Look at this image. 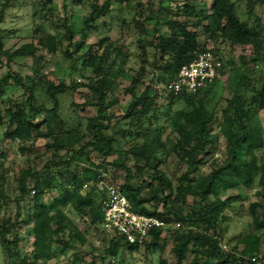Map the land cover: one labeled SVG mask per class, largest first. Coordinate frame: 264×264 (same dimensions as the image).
<instances>
[{
    "label": "trees",
    "instance_id": "trees-1",
    "mask_svg": "<svg viewBox=\"0 0 264 264\" xmlns=\"http://www.w3.org/2000/svg\"><path fill=\"white\" fill-rule=\"evenodd\" d=\"M12 1L0 0V25ZM53 1L37 0L36 4L33 3L38 6L43 21H48L51 16ZM140 1L104 0L100 6L91 3L89 14L82 20L80 39L77 41H74L75 32L66 17L60 21L64 32L46 33L45 25L40 23L33 31L41 34L36 44L31 41L10 52L4 49L0 35V66L2 58L6 59V64L14 58L30 59L32 75L43 81L45 100L52 103V107L47 108L35 96L30 77L22 78L10 70L0 77V102L3 103V108L0 107V126L5 125L7 131L10 129L4 138L22 143L24 148L38 139L51 141L45 144L50 152L47 162L40 170L27 172L31 177V188H27L23 181L17 186L15 215L0 220V242L7 264H46L69 250L78 251L85 245V231H81L65 210L85 219L94 229H102L105 187L99 189L97 186L101 180L115 185L134 212L154 216L168 226L178 224L171 232L173 264H258V253L251 254L254 255L251 257L238 256V245L232 252L222 250L219 224L226 219L225 211L244 199L239 193L229 194V191L251 189L256 185V195L264 196V162L256 158V147L248 143L249 137L264 133L258 118L259 111L264 110V78L259 83L250 74L239 72L227 79L226 86L231 90V97L221 110V120L228 128L232 142L228 143L223 160L216 161L206 174H199L198 170L202 159L211 153L208 150L213 138L211 125L216 119V110L208 107L207 96L222 77L224 64L220 69V78L195 93L165 95L163 87L174 79L182 65L193 60L197 51L211 50L223 60V54L216 46L218 40L232 46L251 47L255 54L252 60L259 62L257 54L264 44V27L258 10L263 7L264 0H211L208 8L185 2L174 12L163 6L164 2L173 0H159V9L151 11L143 22L122 20L121 24L133 23L140 33L147 31L145 23L153 22V26L152 38L145 45L138 40L142 65L138 72L130 74L129 85L123 88L131 100L119 119L112 108L119 104L116 94L121 87L119 80L127 76L118 62V58L128 57L123 51L124 46L104 37L98 42V47L102 48L99 53L93 51L92 46H86L83 38L96 18L109 14L112 2L130 9L133 3L140 6ZM239 3L244 4V18L237 10ZM36 14L37 11L34 12ZM178 15H182L183 19L179 20ZM162 27L165 30L162 31ZM200 36L204 41L201 42ZM64 41L74 48L75 53L82 52L80 66L90 71L85 83L72 81L66 84L63 78L49 80L40 74L38 65L43 58L39 50L45 49L54 54L61 50ZM207 42H213V46L208 47ZM145 46L152 48L151 62ZM63 54L71 56L67 50ZM147 65L158 73L152 76L151 83L161 86L160 93L169 104L182 101L185 105L184 109L177 110L170 117L166 126L156 123L157 93L151 96L154 90L150 86L141 90ZM10 82L24 89L21 100L2 99L4 88ZM78 88L87 89L84 105L93 106L95 114L87 118V135L78 139L75 148V144L65 146L61 139L80 130V127L54 131L46 117H56L59 97ZM191 115L193 118H190ZM58 127L61 128V123ZM120 143L122 146L116 149L115 145ZM262 145L261 140L257 147ZM62 150L67 153L66 159L60 155ZM242 151L250 158L242 156ZM92 152L104 158L114 152L116 158L109 163L96 164L90 157ZM170 156L185 167L176 185L160 169ZM79 164L82 165L81 171L78 170ZM107 165L125 173L120 185L108 180V175L101 176L107 174ZM48 193L53 195L51 200L46 201ZM186 197H191L192 204H186ZM27 198L30 208L27 215L22 216L20 203ZM249 212L256 228H264V204L261 201L252 202ZM25 219L33 239L30 255H24L19 250L17 227ZM168 226L152 230L141 246L159 247L164 231H171ZM102 230L111 234L108 244L99 256L92 257L86 264H98L109 256L117 258L124 249L137 247L113 232ZM189 254L192 258L186 262Z\"/></svg>",
    "mask_w": 264,
    "mask_h": 264
},
{
    "label": "rangeland",
    "instance_id": "rangeland-1",
    "mask_svg": "<svg viewBox=\"0 0 264 264\" xmlns=\"http://www.w3.org/2000/svg\"><path fill=\"white\" fill-rule=\"evenodd\" d=\"M37 0H13L10 6L5 12L3 23L0 25V35L3 38L4 49L7 51H13L20 45L33 41L37 43L40 33H33L36 25L42 23L45 25L46 33L64 32L61 26V19L66 17L68 24L72 25L75 32L74 41L80 39L79 30L82 27V20L86 17L90 10V4L96 3L100 6L104 0H54L52 4L51 16L48 21H43L39 8L37 5H33ZM185 2L194 3L197 7L208 8L211 0H173L164 2L163 6L167 7L171 12L177 7H182ZM140 6L136 3L132 4V8H126L123 5L117 3L111 4V11L105 17H98L95 22L92 23L91 28L85 32L83 38L86 46H92L93 51L102 52V48L98 47V42L101 38L107 37L108 40L123 44L124 53L127 54L126 59L118 58V62L124 68L127 76L120 79V90L117 91V97L119 104L112 108L115 117L121 118L125 112L128 103L131 100V96L123 92V88L129 85L130 74H135L139 71L140 57L142 50L140 49V43L138 40H142V45L148 42L152 38V24L153 22L145 23L144 26L147 31L140 33L132 24H121L122 20L130 22L131 20H137V23H141L144 17L152 11L155 12L159 9V0H141ZM237 10L241 13L244 10V4H237ZM37 14L34 15V12ZM131 11V14H130ZM39 12V13H38ZM258 15L262 19V26L264 27V5L258 10ZM163 16V15H160ZM179 20L183 19L182 15H178ZM51 24V25H50ZM161 30H165L164 27ZM201 42L204 41L200 36ZM213 42H207L208 47H212ZM216 46L223 54L224 73L220 80L216 83L213 91L207 96L209 102V108L216 110L215 122L211 125V134L213 136L211 144L208 150L211 152L208 157H204L199 166L198 173L206 174L216 161H222L226 151L228 143L232 142L231 134L228 128L222 123L221 110L226 106L227 100L231 97V90L226 86L227 79L233 77L239 72H245L250 74L253 78H256L259 83L264 78V44L262 49L257 54L260 58L259 62H254L252 58L255 54L251 47L232 46L227 42L216 43ZM71 55L67 57L63 54V51ZM145 52L149 62L152 61V48L145 46ZM39 54L42 56L38 67L40 74L46 77V79L54 80L63 78L66 84H70L72 81L77 83H85L86 77L90 76L89 70H83L80 66L81 59L79 58L82 52L75 53L74 48L68 46V43L64 41L61 50L54 54H49L45 49H40ZM32 61L30 59L14 58L9 64H6V59L2 58V66H0V77L8 70L19 74L22 78L30 77L34 85L33 92L35 96L41 101L47 108L52 107V103L45 100L46 95L44 87L39 77L32 75L31 72ZM253 73V75L251 74ZM154 73L151 66L147 65L143 86H150L156 102L157 121L159 125L166 126L170 120V117L177 111L184 109L185 105L182 101H174L169 104L166 97L160 93V87L151 83V78ZM83 76V77H82ZM30 85V83H29ZM24 89L20 86H16L14 82H10L4 88L3 100L11 99L12 101L21 100ZM86 88H78L77 90L69 91L64 96L59 97V106L56 117H46L49 122V127L54 131L73 130L77 126L80 127L78 131L70 133L62 137L61 142L65 146H71L75 144L77 148L78 139H83L87 135L85 127L87 118L95 114V108L91 105H84L87 95ZM43 100V101H42ZM0 107L3 108V103L0 102ZM193 118V115L190 116ZM258 118L261 126L264 130V110L259 111ZM61 123V128H59ZM10 131V129L8 130ZM6 126H0V180L2 186L0 187V220L13 217L16 213L15 197L17 195V186L20 181H23L27 188H31V177L27 175V172L31 173L34 170H40L43 165L50 158V152L46 149L45 144L51 142L48 139H38L25 148L22 143L11 141L8 138H4V134L8 132ZM167 134V133H166ZM263 141L262 147L260 145ZM248 143L256 149L254 155L259 161L264 162V133L262 136L254 134L249 137ZM30 146V148L28 147ZM122 143L115 145L116 149H119ZM62 158H67L65 150L60 152ZM241 155L245 156V152L242 151ZM93 162L100 164L101 162L109 163L116 158V154L112 152L109 156L98 155L94 152L90 154ZM78 170H82V165L79 164ZM108 180L113 181L116 185H120L124 180L125 173L121 169H117L112 165H107ZM162 172L173 181L176 185V180L185 171V167L178 164L173 156L168 157L165 162L160 166ZM258 188L253 186L251 189H238L229 191V194L234 192L244 196V199L234 203L231 208L227 209L224 213L225 221L219 224V241L222 246V250L226 253L232 252V249L238 245L236 254L238 256H254L257 253L258 264H264V228L257 229L252 223V218L249 212V205L255 201H261L264 204V196L259 197L256 195ZM55 194V193H54ZM52 193H48L45 196L46 201L51 200ZM186 204H192L191 197H186ZM20 214L22 216L27 215L30 208V201L27 198L20 203ZM68 216L77 224L81 231H85L86 244L81 246L79 250H69L65 254L60 255L57 259H52L46 264H86L92 257L99 256L102 250L107 246L110 238V233L103 231L102 229H94L90 226L85 219L78 218L72 215L68 209L65 210ZM23 219V218H22ZM30 225L25 219L24 222H20L17 227V233L19 235V250L24 255L32 254L33 239L29 229ZM168 228L171 231H164L162 239L159 243V247L149 248L147 246H137L132 250L124 249L121 255L117 258L106 257L103 262L98 261V264H160L164 261L165 264H173L174 257L171 254V248L173 246L171 232L177 228L175 225H170ZM254 254V255H251ZM192 255L187 256L186 262H189ZM0 264H7L6 258L3 254L1 242H0ZM12 264V263H9Z\"/></svg>",
    "mask_w": 264,
    "mask_h": 264
},
{
    "label": "built area",
    "instance_id": "built-area-1",
    "mask_svg": "<svg viewBox=\"0 0 264 264\" xmlns=\"http://www.w3.org/2000/svg\"><path fill=\"white\" fill-rule=\"evenodd\" d=\"M222 65V58L211 50L197 51L193 60L182 65L174 79L163 87V93H195L220 78ZM101 176L105 177V174ZM97 186L99 189L105 187V198L102 201L103 228L124 238L128 243L141 246L152 230L165 229L168 226L165 221L154 216L134 212L125 195L115 185L106 184L101 180Z\"/></svg>",
    "mask_w": 264,
    "mask_h": 264
}]
</instances>
